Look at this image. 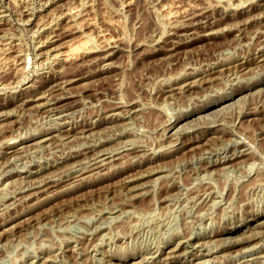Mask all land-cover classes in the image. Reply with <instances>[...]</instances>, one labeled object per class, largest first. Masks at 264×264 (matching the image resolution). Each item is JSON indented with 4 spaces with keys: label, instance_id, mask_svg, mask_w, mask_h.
<instances>
[{
    "label": "rangeland",
    "instance_id": "obj_1",
    "mask_svg": "<svg viewBox=\"0 0 264 264\" xmlns=\"http://www.w3.org/2000/svg\"><path fill=\"white\" fill-rule=\"evenodd\" d=\"M0 19V264H264V0H0Z\"/></svg>",
    "mask_w": 264,
    "mask_h": 264
},
{
    "label": "bare ground",
    "instance_id": "obj_2",
    "mask_svg": "<svg viewBox=\"0 0 264 264\" xmlns=\"http://www.w3.org/2000/svg\"><path fill=\"white\" fill-rule=\"evenodd\" d=\"M42 1V0H41ZM28 7V6H27ZM27 7H26V9H27ZM33 7V6H32ZM7 8V7H6ZM39 8V7H38ZM84 10H86V9H84ZM69 11V10H68ZM211 11H212V9H211ZM7 13V12H6ZM25 13V12H24ZM27 15V14H26ZM204 15V14H203ZM60 16V15H59ZM68 13L67 12H64V13H62V17H65V18H68ZM71 16V15H70ZM2 18V17H1ZM55 19V18H54ZM1 20V19H0ZM51 20V19H50ZM46 21H48V20H46ZM45 21V22H46ZM52 21V20H51ZM73 21V20H72ZM42 22V21H41ZM67 22V21H66ZM40 24V23H39ZM50 24V23H49ZM71 24V23H70ZM45 25V24H44ZM56 25V24H55ZM54 25V26H55ZM36 27H38V26H36ZM62 27V26H61ZM67 27V26H66ZM50 28V27H49ZM74 29V28H73ZM14 31V30H13ZM67 32H69L68 30H67ZM3 33V32H2ZM9 33V32H8ZM5 34V33H4ZM3 34V35H4ZM33 34V33H32ZM49 34V33H48ZM57 34H58V32H57ZM63 34V33H62ZM11 35H13V34H11ZM38 35V34H37ZM55 34L54 33H52V36L53 37H56V36H54ZM48 36V35H47ZM65 36V35H64ZM4 37V36H3ZM84 38V37H83ZM2 39V38H1ZM41 39V38H40ZM52 39V38H51ZM73 40V39H72ZM82 40V39H81ZM80 41V40H79ZM87 41V40H86ZM5 42H7V40L5 41ZM42 42V41H41ZM83 42V41H82ZM88 42V41H87ZM2 43V42H1ZM4 43V42H3ZM15 43V42H14ZM60 43V42H59ZM80 43V42H79ZM67 44H68V42H67ZM82 44H86V43H82ZM81 44V45H82ZM61 46H62V44H60ZM71 45V44H70ZM74 45V44H73ZM72 45V46H73ZM9 46H10V44H9ZM44 46V45H43ZM59 46V45H58ZM69 46V45H68ZM85 46V45H84ZM6 47V46H5ZM11 47V46H10ZM9 47V48H10ZM14 47V46H13ZM67 48V47H66ZM81 48H83L82 46H75V47H69V48H67V50H59V51H57L56 53H54V57L56 58V59H67V58H69V56H70V54L71 55H73L72 53H76L77 51H79L78 49H81ZM2 49V48H1ZM8 49V48H7ZM14 49V48H13ZM12 49V50H13ZM46 49V48H45ZM55 49V48H54ZM65 49V48H64ZM87 49V48H86ZM18 50V49H17ZM16 52V51H15ZM22 52V51H21ZM38 53V52H37ZM84 53V52H83ZM21 54V53H20ZM41 54V53H40ZM80 55V54H79ZM20 56V55H19ZM46 57V56H45ZM49 57H51V56H49ZM77 57V56H76ZM19 58V57H18ZM42 58V57H41ZM25 59V58H24ZM45 59V58H44ZM26 60V59H25ZM41 60H43V59H41ZM20 61V60H19ZM18 61V62H19ZM28 61V60H27ZM63 62V61H62ZM76 62V61H75ZM17 63V62H16ZM26 63H28V62H26ZM44 63V62H43ZM53 63V62H52ZM19 64V63H18ZM25 64V63H24ZM65 64V63H64ZM63 64V65H64ZM60 65H61V63H60ZM50 67V66H49ZM61 67V66H60ZM27 68V67H26ZM65 70V69H64ZM68 81V80H67ZM2 85V84H1ZM178 88V87H177ZM181 90V89H180ZM41 91H42V89H41ZM41 93V92H40ZM46 93V92H45ZM48 95V94H47ZM34 97V96H33ZM51 97V96H50ZM35 99V98H34ZM232 102V101H231ZM56 102H54V104H55ZM112 105V104H111ZM206 106H208V105H206ZM222 106V105H221ZM57 107V106H56ZM220 107V106H219ZM51 110V109H50ZM216 110H217V108H216ZM72 111V110H71ZM121 111V110H120ZM56 112V111H55ZM206 113V112H205ZM245 113V112H244ZM47 115V114H46ZM68 115V114H67ZM224 115V114H223ZM74 116V115H73ZM68 117V116H67ZM61 118V117H60ZM77 119V118H76ZM46 121V120H45ZM126 121V120H125ZM129 121V120H128ZM226 121V120H225ZM49 122V121H48ZM230 122V121H229ZM232 123V122H231ZM47 124V123H46ZM55 124V123H54ZM129 124V123H128ZM226 124V123H225ZM44 125H45V123H44ZM126 127V126H125ZM178 127V126H177ZM86 128V127H85ZM117 130V129H116ZM129 131V130H128ZM193 132V131H192ZM196 132V131H195ZM88 133V132H87ZM113 135V134H112ZM21 136V135H20ZM239 136V135H238ZM231 137V136H230ZM105 138V137H104ZM235 138V137H234ZM243 138V137H242ZM207 139V138H206ZM205 139V140H206ZM231 139V138H230ZM11 140V139H10ZM84 140V139H83ZM132 140V139H131ZM172 140H174V139H172ZM238 140V139H237ZM126 141V140H125ZM226 141V140H225ZM239 141H240V139H239ZM51 142V141H50ZM82 142V141H81ZM204 142V141H203ZM85 143V142H84ZM83 143V144H84ZM122 143H123V141H122ZM127 143V142H126ZM231 143V142H230ZM250 143V142H249ZM5 144V143H4ZM46 144V143H45ZM86 144V143H85ZM90 144V143H89ZM251 144H253V143H251ZM124 145H125V143H124ZM213 145V144H212ZM254 145V144H253ZM77 146V145H76ZM191 147V146H190ZM193 147V146H192ZM32 149H33V147H32ZM99 149H100V147H99ZM109 149V148H108ZM211 149H212V147H211ZM251 149H252V147H251ZM10 150V149H9ZM84 150V149H83ZM114 150V149H113ZM14 151V150H13ZM39 151V150H38ZM112 151V150H111ZM250 151V150H249ZM27 152V151H26ZM98 152V151H97ZM105 152V151H104ZM185 152V151H184ZM254 152V151H253ZM2 153V152H1ZM82 153V152H81ZM142 153V152H141ZM15 154V153H14ZM24 154V153H23ZM100 154V153H99ZM196 154V153H195ZM228 154V153H227ZM16 155V154H15ZM258 155V154H257ZM251 156H253V155H251ZM11 157V156H10ZM98 157L99 156H95V157H93V158H91V159H89V162H90V166H91V168L93 169V168H97V167H99V166H101V165H103L105 162H104V160H103V158H101V157H99V158H101V159H98ZM247 157V156H246ZM117 158V157H116ZM221 158V157H220ZM241 158V157H240ZM82 159V158H81ZM58 160V159H57ZM107 160H108V158H107ZM222 160V159H221ZM244 160V159H243ZM106 161V160H105ZM151 161V160H150ZM198 161V160H197ZM196 161V162H197ZM246 161V160H245ZM189 162V161H188ZM3 163V162H2ZM21 163V162H20ZM74 163V162H73ZM199 164V163H198ZM234 164V163H233ZM217 165V164H216ZM250 165H252V164H249L248 166H250ZM109 166V165H108ZM157 166V165H156ZM28 167V166H27ZM47 167V166H46ZM70 167V166H69ZM83 167V166H82ZM154 167V166H153ZM158 167V166H157ZM251 167V166H250ZM249 167V168H250ZM253 167V166H252ZM20 168V167H19ZM86 168V167H85ZM235 168H237V167H235ZM153 169V168H152ZM258 169V168H257ZM82 170V169H81ZM149 170V169H148ZM189 170V169H188ZM245 170V169H244ZM80 171V170H79ZM147 171V170H146ZM211 171V170H210ZM4 172V171H3ZM38 172V171H37ZM228 172V171H227ZM234 172V171H233ZM242 172V171H241ZM245 172H247V171H245ZM253 172V171H252ZM260 172V171H259ZM2 173V172H1ZM3 174V173H2ZM79 174V173H78ZM70 175V174H69ZM77 175V174H76ZM202 175V174H201ZM18 176V175H17ZM157 177V176H156ZM175 177V176H174ZM54 178V177H53ZM39 179V178H38ZM129 179V178H128ZM173 179V178H172ZM256 179V178H255ZM6 180V179H5ZM153 180V179H152ZM193 180V179H192ZM251 181V180H250ZM251 182H253V181H251ZM250 182V183H251ZM22 183V182H21ZM28 183V182H27ZM38 183H39V181H38ZM193 183V182H192ZM208 183V182H207ZM249 183V182H248ZM247 183V184H248ZM177 184V183H176ZM19 185V184H18ZM37 185V184H36ZM206 185V184H205ZM235 185V184H234ZM246 185V184H245ZM27 186V185H26ZM178 186V185H177ZM223 186V185H222ZM246 186H248V185H246ZM212 187V186H211ZM24 188V187H23ZM22 188V189H23ZM125 189V188H124ZM150 189V188H149ZM148 189V190H149ZM194 189V188H193ZM200 190V189H199ZM204 190V189H203ZM212 190V189H211ZM4 192H5V190H4ZM43 192V191H42ZM148 192V191H147ZM191 192H192V190H191ZM126 193V192H125ZM206 193V192H205ZM6 195H8L9 196V194H6ZM163 195V194H162ZM168 195V194H167ZM173 195V194H172ZM177 195V194H176ZM206 195V194H205ZM165 196V195H164ZM191 196H193V194L191 195ZM195 196V195H194ZM208 196V195H207ZM206 196V197H207ZM34 197V196H33ZM175 197V196H174ZM179 197V196H178ZM172 198V197H171ZM184 198V197H183ZM190 198V197H189ZM199 198H201V197H199ZM208 198V197H207ZM240 198H242V197H240ZM159 199H161V198H159ZM227 199V198H226ZM192 200H194V199H192ZM199 200V199H198ZM215 200V199H214ZM14 201V200H13ZM173 201V200H172ZM185 201V200H184ZM195 203H197V202H195ZM263 204V203H262ZM192 206V205H191ZM162 207V206H161ZM170 207V206H169ZM179 207V206H178ZM182 207V206H181ZM189 207H190V205H189ZM214 207H215V204H214ZM1 208V207H0ZM167 208V207H166ZM198 208V207H197ZM5 209V208H4ZM114 209V208H113ZM172 209V208H171ZM199 209H201V208H199ZM111 210V209H110ZM178 210V209H177ZM198 210V209H197ZM4 211V210H3ZM170 211V210H169ZM189 211V210H188ZM196 211V210H195ZM201 211V210H200ZM206 211V210H205ZM212 211V210H211ZM193 212V211H192ZM202 212V211H201ZM189 213V212H188ZM197 213H198V211H197ZM202 214V213H201ZM193 215H195V214H193ZM115 216V215H114ZM117 216V215H116ZM263 216V215H262ZM207 216H205V218H206ZM210 218V217H209ZM192 220V219H191ZM116 221V220H115ZM114 221V222H115ZM262 221V220H261ZM192 223V222H191ZM190 223V224H191ZM184 224V223H183ZM262 224H264V222L263 223H261V224H259V225H262ZM246 225V224H245ZM100 226V225H99ZM251 228H252V226H251ZM191 229V228H190ZM200 230V229H199ZM249 230V229H248ZM259 230V229H258ZM261 230V229H260ZM172 231V230H171ZM249 231H251V230H249ZM234 232V231H233ZM248 232V231H247ZM255 232V231H254ZM223 234H230L231 233V231H224V232H222ZM222 233H220V234H217V233H214V234H208V235H205V238L204 239H206L205 241H211V240H214L213 238H217L218 236H221L222 235ZM173 234V233H172ZM241 234V233H240ZM243 234V233H242ZM239 236V235H238ZM186 237V236H185ZM182 238V237H181ZM201 238V237H200ZM232 238V237H231ZM199 240V239H198ZM202 240V239H201ZM230 240V239H229ZM187 240H185V239H183V240H181V241H179V240H177V244H174L175 245V247L173 248V247H170L171 248V252H174V249L176 248V246L177 245H180V246H182V247H186L187 246V244H185L184 242H186ZM204 241V242H205ZM227 241V240H226ZM232 241H233V239H232ZM96 242V241H95ZM200 242V241H199ZM201 242H203V240L201 241ZM212 242V241H211ZM221 242V241H220ZM225 242V241H224ZM228 242V241H227ZM263 242V241H262ZM195 243H197V242H195ZM213 243V242H212ZM205 244H206V242H205ZM209 244V243H208ZM222 244V243H221ZM258 245V244H257ZM256 245V246H257ZM167 247V246H166ZM178 247V246H177ZM203 247V246H202ZM213 247V246H212ZM74 248V247H73ZM199 248V247H198ZM218 248V247H217ZM249 248V247H248ZM183 249V248H182ZM210 249V248H209ZM214 249V248H213ZM45 250V249H44ZM77 250V249H76ZM112 250V249H111ZM199 250V249H198ZM237 250V249H236ZM180 251V250H179ZM182 251V250H181ZM205 251H207V250H205ZM208 251H210V250H208ZM98 252V251H97ZM100 252V251H99ZM170 252V253H171ZM38 253V252H37ZM36 253V254H37ZM178 253V252H177ZM197 253V252H196ZM247 253V252H246ZM39 254V253H38ZM109 254V253H108ZM175 254V253H174ZM179 254H181V253H179ZM211 254V253H210ZM169 255V254H168ZM189 255V254H188ZM200 256H204V255H208L207 254V252L206 253H200L199 254ZM233 255V254H232ZM234 256V255H233ZM101 257V256H100ZM108 257V256H107ZM121 257V256H120ZM173 256H169L168 257V259L169 258H172ZM189 257V256H188ZM195 257H199L198 255L197 256H195ZM211 257V256H210ZM182 258V257H181ZM240 258V257H239ZM106 259V258H105ZM148 259V258H147ZM155 259V258H154ZM183 259V258H182ZM216 259V258H215ZM161 260V259H160ZM142 261V260H141ZM163 261V260H162ZM200 261V260H199ZM204 261V260H203ZM206 261V260H205ZM169 262H171V261H167L166 263L167 264H169ZM163 263V262H162ZM206 263V262H205ZM241 263V262H240ZM174 264V263H173ZM177 264V263H176ZM236 264V263H235Z\"/></svg>",
    "mask_w": 264,
    "mask_h": 264
}]
</instances>
